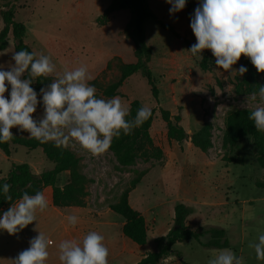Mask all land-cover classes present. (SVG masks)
<instances>
[{
    "label": "rangeland",
    "instance_id": "obj_1",
    "mask_svg": "<svg viewBox=\"0 0 264 264\" xmlns=\"http://www.w3.org/2000/svg\"><path fill=\"white\" fill-rule=\"evenodd\" d=\"M6 5L7 1L0 0ZM112 0H18L0 9V30L4 24L2 11L13 6L15 20L26 26L25 42L39 56H50L56 71L49 76L55 79L65 69L72 70L86 65L92 79L88 83L96 88V95L104 98L103 89L115 81L119 75L116 59L123 63L136 61L133 42L125 36L124 30L129 20L128 11H120L109 16L104 24L98 22ZM151 10L164 23L175 28L180 34L175 37L153 21L146 23V40L152 48L150 68L157 78L159 101L151 93V87L140 73L131 76L118 90L116 96L129 107L133 101L155 109L150 135L156 146L161 148L160 160L143 161L137 159L131 165H121L111 147L101 155H92L78 142L70 140V148L82 160V171L92 180L88 186L86 212L92 219L103 222H123V218L109 208L116 202L140 173L146 172L138 186L130 194L132 207L142 212L149 225V241L143 250L156 249L153 239L165 235L173 226L174 207L182 202L192 208L187 219L190 228L223 227L227 239L237 257H243L244 264H264L257 260L250 243L258 242L264 234V165L258 161V148L252 136L233 141L230 135L231 118L250 114L257 106H264L253 92H237L236 85L241 76L235 71H224L216 66L215 57L208 50L210 70L203 72L199 55L193 56L183 43L188 39L196 43L190 27L195 10L188 11L187 0L184 9L170 14L171 5L166 0H148ZM14 39L10 36L9 47L0 52V70H10L14 65ZM244 56L233 65V69L244 66ZM108 65H111L108 67ZM256 69V68H255ZM257 71V70H256ZM258 73V72H257ZM258 81L264 85V73H258ZM5 97L10 99L9 85ZM258 93V92H257ZM160 109L170 111L173 118H181L180 125L193 134L207 127L211 134V147L203 152L186 141L182 145L167 137V124L162 120ZM44 115L42 99L39 100L33 118L39 121ZM13 134L31 137L18 128ZM13 163H27L35 173L51 170L54 164L41 149L29 151L13 146L8 158L0 150V177L6 176ZM68 173L57 178L59 186L67 183ZM49 194L46 192V195ZM72 208L59 209L48 205L43 215L15 235H10V244L0 242V253L13 260L30 247L29 241L39 235V231L52 241L48 248L46 264H61L58 245L68 240L62 236L68 221L62 216ZM59 210V211H58ZM50 226H42V222ZM207 238H204L206 241ZM23 242V243H22ZM26 245H25V244ZM9 250V255L7 251ZM176 254L159 264H208L223 249H205L195 241L177 243ZM109 261V260H108ZM128 260H112L109 264H124Z\"/></svg>",
    "mask_w": 264,
    "mask_h": 264
},
{
    "label": "clouds",
    "instance_id": "obj_2",
    "mask_svg": "<svg viewBox=\"0 0 264 264\" xmlns=\"http://www.w3.org/2000/svg\"><path fill=\"white\" fill-rule=\"evenodd\" d=\"M171 5L170 14L184 9L186 0H166ZM190 27L197 43L188 50L193 56L205 49L211 50L216 66L224 71H235L243 76L248 69L241 65L233 69L241 56L250 59L258 73H264V0H202L191 17ZM12 59L10 70H0V143L13 138L12 128L27 132L41 143L54 142L56 147L67 146L75 140L92 155H101L111 146L114 137L121 133L130 135L133 129L147 121L152 111L147 106L137 110L132 120L126 119L130 109L115 96L110 99L97 98L96 88L88 83L92 79L86 65L72 70L65 69L46 88L40 89L44 107L43 117L37 121L33 113L37 110V92L31 87L33 79L47 77L56 71L50 56L20 50ZM3 66H0L2 68ZM27 73L29 78L22 79ZM11 86L10 99L5 97ZM259 96L264 104V86L251 94L255 101ZM257 131L264 132V106H257L249 115ZM11 185L2 186L5 199L11 201ZM48 200L43 192L22 197L0 216V229L9 235L36 221V213L44 212ZM67 221L75 226L76 215H69ZM105 237L91 231L82 242L64 240L59 245L61 264H109V249ZM52 241L43 232L29 241L30 247L21 251L14 264H46L48 248ZM257 260L264 261V234L258 242L250 243ZM208 264H244L243 257H237L230 249L220 250Z\"/></svg>",
    "mask_w": 264,
    "mask_h": 264
},
{
    "label": "trees",
    "instance_id": "obj_3",
    "mask_svg": "<svg viewBox=\"0 0 264 264\" xmlns=\"http://www.w3.org/2000/svg\"><path fill=\"white\" fill-rule=\"evenodd\" d=\"M7 1L4 6L0 2V9L7 7L14 1ZM202 0H187L188 11L195 10ZM120 11L129 12V20L125 27V36L130 39L135 48L136 61L134 63H123L118 61L120 75L109 83L102 91L103 99L107 100L117 95L118 90L124 85L125 81L131 76L140 73L151 87L153 98L159 101V88L157 86V78L152 73L150 63L152 59V48L147 44L146 40V23L153 21L162 29L170 31L175 37H181L175 28L160 20L151 10L148 0H112L110 5L105 9L98 22L104 24L108 21L109 16ZM3 28L0 30V52L5 51L9 47L10 36L14 39V48L18 52L27 50L34 52L33 49L25 42L26 26L22 22L15 20V11L13 6L2 11ZM195 41L197 43L196 37ZM183 43L191 48L193 45L188 39H183ZM199 55V54H198ZM199 67L203 72L210 70L208 50L201 52ZM111 65H108L110 67ZM244 66L248 71L241 76V80L236 85L237 92L248 91L258 92L260 86H264L258 81V73L251 63L250 59L244 58ZM29 78L27 73L22 79ZM55 78L52 76L38 77L33 79L31 87L37 92L38 102L42 99L40 89L46 88ZM11 86L9 85V94ZM97 96V95H96ZM97 98H99L97 96ZM38 106V104H37ZM142 104L135 100L130 105V114L126 119L132 120L136 116L137 110ZM151 117L143 123L142 126L133 129L130 135L121 133L119 137H114L111 143V149L114 152L118 162L121 165H131L137 159L143 161L160 160L163 157L161 148L155 145L150 130L155 119V109L151 110ZM162 120L167 124V137L170 141L182 145L189 141L197 149L206 152L212 145L211 134L207 127H203L199 131L189 134L181 125V118L172 117L170 111L160 109ZM250 114L235 116L237 119L231 118L229 123L231 127L230 135L233 141L241 140L246 136H252L256 140L258 148V161L264 165V132L257 131L254 121L249 119ZM13 138L7 143H0V150L6 157L12 155L13 146H20L34 151L41 149L46 158L54 164L53 169L35 173L27 163H13L11 171L4 177H0V216L8 210L12 204L18 202L24 192L34 195L36 192H43L46 188L52 191V204L57 208L66 207H86L89 196L88 186L92 182L82 171V160L70 148L61 146L56 147L54 142L41 143L35 138L13 134ZM62 173H68L69 178L63 186L57 184V178ZM146 172L131 181L126 187L118 200L110 204L109 208L115 214L121 216L124 220L122 228L123 235L139 246L147 245L149 241V225L145 215L134 209L130 204V194L141 181ZM4 183L11 185L10 195L12 200H6L2 191ZM193 212L192 208L185 203L179 202L174 207L173 226L162 236L153 239L156 249L149 252L136 264H159L162 260L171 256H177L182 259L180 254H176L174 246L177 243L195 241L205 249H227L231 247L227 239V231L223 227H198L196 230L190 228L187 224L189 215ZM204 238H207L204 241ZM187 264V262H182Z\"/></svg>",
    "mask_w": 264,
    "mask_h": 264
},
{
    "label": "crops",
    "instance_id": "obj_4",
    "mask_svg": "<svg viewBox=\"0 0 264 264\" xmlns=\"http://www.w3.org/2000/svg\"><path fill=\"white\" fill-rule=\"evenodd\" d=\"M63 186V185H62ZM49 194L46 195V192ZM44 195L48 200V205L53 207L52 204V191L50 188H46L44 190ZM72 208L69 212L64 213L63 210H60V213L67 221V217L69 215H76L78 217V222L75 226L70 225L69 223L64 225L62 236L68 240H75L77 242H82L83 237L91 231H95L105 237V244L109 249L108 260H128L124 264H136L139 262L144 256H146L149 252L143 250L145 246H139L126 238L123 235V222H114V223H106L103 222L99 217L97 219H92L88 217L89 212H86V207H66L59 209H67ZM59 211V210H58ZM44 212H37V215H43ZM42 226H50L48 222L44 221L41 224ZM171 227L168 228V231ZM13 239L10 235L5 231L0 229V242L3 241L6 244H10ZM23 243V242H22ZM25 244V243H24ZM26 245V244H25ZM1 252V251H0ZM9 255V250L7 251ZM0 264H14L0 253Z\"/></svg>",
    "mask_w": 264,
    "mask_h": 264
},
{
    "label": "water",
    "instance_id": "obj_5",
    "mask_svg": "<svg viewBox=\"0 0 264 264\" xmlns=\"http://www.w3.org/2000/svg\"><path fill=\"white\" fill-rule=\"evenodd\" d=\"M183 260V259H182Z\"/></svg>",
    "mask_w": 264,
    "mask_h": 264
}]
</instances>
